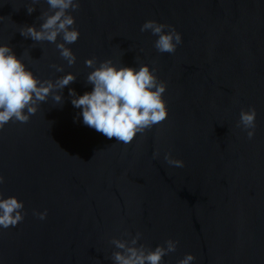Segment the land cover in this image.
<instances>
[{"label": "water", "instance_id": "95a60500", "mask_svg": "<svg viewBox=\"0 0 264 264\" xmlns=\"http://www.w3.org/2000/svg\"><path fill=\"white\" fill-rule=\"evenodd\" d=\"M79 2L71 14L81 35L67 45L77 62L69 66L56 44L20 34L39 30L46 0L31 15V0H0V46L41 80L77 76L63 103L50 96L29 122L0 130V193L26 213L0 229V264H114L110 241L126 232L141 233L139 244L152 249L179 241L164 264L187 254L193 264H264V0ZM149 20L182 34L174 54L159 53L158 37L141 31ZM93 58L158 69L169 118L129 145L84 125L69 91H92L85 62ZM251 107L249 140L236 125ZM168 152L185 166L168 165ZM45 210V220L34 215Z\"/></svg>", "mask_w": 264, "mask_h": 264}, {"label": "clouds", "instance_id": "9594fccd", "mask_svg": "<svg viewBox=\"0 0 264 264\" xmlns=\"http://www.w3.org/2000/svg\"><path fill=\"white\" fill-rule=\"evenodd\" d=\"M40 0H31L27 12L31 15L36 11ZM47 11L38 17L43 21L40 28L25 26L20 32L25 38L35 42H51L56 44L61 57L69 66L77 62V57L67 45L76 43L81 33L76 29V19L71 12L80 9L79 0H46ZM142 32L151 31L158 37L154 47L159 53L174 54L183 43L182 34L169 24L155 20L146 21L141 27ZM58 39L63 42L58 43ZM86 66L94 69L87 76V83L92 91L77 95L75 90L69 91L71 103L82 109L79 115L83 124L103 134L108 139L115 138L118 143L132 144L138 134H144L169 118L167 101V83L159 80L158 69L141 64L136 67L117 66L112 60H106L97 66L96 60L88 59ZM50 67L57 72L64 68L52 64ZM75 74H66L59 79L41 80L29 70L22 59L17 57L9 45L0 46V130L10 122L27 123L38 111L41 103L51 96L58 104L64 102L61 93L65 87L74 83ZM257 111L255 107L241 110L238 128L247 132L249 140L254 139ZM159 151L155 153L158 158ZM170 166L183 168L184 161L173 158L171 152L164 156ZM5 177L0 175V185ZM25 205L17 197L4 198L0 193V229L6 230L18 226L25 219ZM40 220L47 219L48 212H34ZM128 239H112L115 246L111 259L114 264H164V257L177 250L179 241L169 239L155 249L139 244L141 233L135 237L124 233ZM166 245V246H165ZM196 257L187 254L179 264H193Z\"/></svg>", "mask_w": 264, "mask_h": 264}]
</instances>
